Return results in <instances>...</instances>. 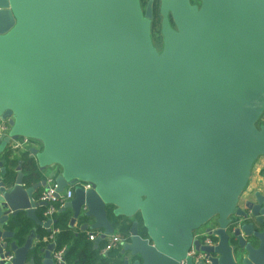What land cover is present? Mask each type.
I'll list each match as a JSON object with an SVG mask.
<instances>
[{
  "label": "water",
  "instance_id": "95a60500",
  "mask_svg": "<svg viewBox=\"0 0 264 264\" xmlns=\"http://www.w3.org/2000/svg\"><path fill=\"white\" fill-rule=\"evenodd\" d=\"M200 1L0 0V157L27 136L44 144L30 149L41 170L62 167L49 174L57 195L90 182L59 212L94 218L95 249L115 231L109 205L140 213L146 234L131 223L118 264H264V192L240 201L264 154V0ZM155 2L162 55L150 38ZM16 170L9 186L0 175V264H55L54 244L33 242L51 229L35 214L46 180L25 188ZM21 215L35 227L20 246L6 225L21 228ZM213 218L215 244L193 241Z\"/></svg>",
  "mask_w": 264,
  "mask_h": 264
},
{
  "label": "crops",
  "instance_id": "0c3cea01",
  "mask_svg": "<svg viewBox=\"0 0 264 264\" xmlns=\"http://www.w3.org/2000/svg\"><path fill=\"white\" fill-rule=\"evenodd\" d=\"M190 2L192 4H196L198 6H200L201 4V1L200 0H190ZM262 121V122H261ZM3 122H7V121H2L0 120V124H2ZM260 122L261 124L264 123V112L263 114L261 115V119H260ZM31 148H36L40 151L43 150L44 148V144L42 141L40 140H35V142H33L29 148V150ZM7 149H10V157L9 159L12 160L13 158H19L20 157V154L23 153L24 151L22 150H18L17 148L13 147V146H10L8 145L6 147V151ZM6 151L3 153V155L0 157L1 159H4L5 160V163L4 165L6 166V172L3 174V173H0L1 177L4 178V180L6 181V184L9 186V185H12L16 176H17V170H16V167L18 166H14V167H11L8 162H7V159L5 158L6 156ZM27 152V151H26ZM32 155V152H29V156ZM34 158V157H33ZM21 166V164H20ZM41 170V169H40ZM21 171L23 172L22 168H21ZM43 172V177L40 181L42 180H46L49 178V174L51 172H55V175H59L61 174L62 172V167L59 166V165H56L55 167H46L44 170H41ZM9 172V173H8ZM9 174V176H8ZM23 174H25L23 172ZM54 179V178H53ZM39 181V182H40ZM23 183L25 184L24 182V176H23ZM35 184V183H34ZM25 188L28 187V185H24ZM45 187H42V188H39L36 192V196H38V199H39V196L40 194L44 191ZM65 190V189H64ZM63 190V191H64ZM263 191L264 192V154H261L259 155L257 158H255V160L253 161L252 165H251V169H250V174H249V177H248V180H247V183L241 193V198H240V201L243 202L244 200H247L251 197H253L254 193L256 191ZM65 204V203H64ZM63 204V206H64ZM63 206H60L58 208V214L60 213H64L66 214L67 218H68V225H69V228L71 229L72 232L74 233H78V232H85L86 236L88 237L89 239V235L90 233L94 232L96 234V237L94 240H92L93 242L100 236V234L103 232L102 229H93L91 228L90 226L94 223V218L91 217V216H83V214L79 215V217L74 221L72 222V218H73V210L72 209H66L65 211H62V212H59V210L61 209V207ZM46 208V207H45ZM45 208L44 207H38L36 208V211H35V214L38 216V217H41L40 214L41 212H43L44 214V211H45ZM117 216V215H116ZM123 216V215H121ZM44 217V216H43ZM126 217V216H125ZM19 218L22 219V221H25L27 222V224H29L28 226V229L24 231V233H20V227L18 225H6V229L8 230H11L14 232V240H17L19 245H23L25 242H26V236L29 234V232L33 229V227H35V223L33 220L31 219H28L25 217V215H21L19 216ZM42 218V217H41ZM130 219H132L133 221H137L134 219V217H128ZM13 220V218H12ZM24 222V223H25ZM111 222V221H110ZM138 222V221H137ZM13 223V222H12ZM88 224L89 225V228L87 229H84L82 228V226L84 224ZM72 224V225H71ZM216 225V221H215V218L211 219L209 222H207L204 226H202L201 228H199V234H202V233H205L206 232V229L208 227H212ZM54 226L55 223H54ZM53 225L51 224V229H52ZM115 231L113 233H110L108 235H106V238L103 239V240H106V243L108 242V239H109V235L111 234H117V235H121L118 231V228L115 227ZM138 228H139V222H138ZM50 229V231H51ZM50 231L48 232L47 229H42V228H38V230L35 232V235H40L41 237V241H37L35 238L33 240L34 244L36 246H39V248L41 247H48V246H51V243L48 239L49 235H50ZM99 233V234H98ZM12 240V239H11ZM22 240V241H20ZM90 240V239H89ZM102 240V241H103ZM10 241V240H9ZM101 241V242H102ZM100 242V243H101ZM99 243V244H100ZM95 245V243H93ZM99 247V245H98ZM105 247V246H104ZM103 247V248H104ZM55 249V246L53 245V250ZM115 249V248H114ZM120 249L121 247H118L117 248V254H119L120 252ZM52 250V252H53ZM40 253V252H39ZM100 255L104 256L103 254H101V251H100ZM43 259V254L40 253V256L38 257V263H41Z\"/></svg>",
  "mask_w": 264,
  "mask_h": 264
},
{
  "label": "trees",
  "instance_id": "16d2710c",
  "mask_svg": "<svg viewBox=\"0 0 264 264\" xmlns=\"http://www.w3.org/2000/svg\"><path fill=\"white\" fill-rule=\"evenodd\" d=\"M143 2L147 0H142ZM159 21L154 17L152 22V27L154 30L159 31ZM5 158L11 167L21 164V168L24 174L25 185L31 186L34 183L39 182L43 177V172L40 170L38 163L35 158L29 156V152H23L20 154L19 158L9 159L10 149H7ZM9 173V172H8ZM9 176V174H8ZM60 206V203H56ZM114 206L109 205L107 208L108 219L111 221L113 226L118 228L119 233L122 238L127 239L130 236L128 228L133 222L132 219L125 216H116L113 212ZM40 216L43 218V212ZM134 219L139 222V232L141 235L146 234V230L143 226L142 218L140 213L134 216ZM55 225L60 228V232L56 236V247L55 249H60L65 247V261L67 264H118L117 259V248L110 250L106 255H100V251L106 245V240H103L97 249L94 248V242L89 240L85 232L74 233L71 231L68 225V218L66 214H56L55 215ZM22 221V220H21ZM21 222L20 233H24L28 229L29 224L27 222ZM13 225H17L14 222ZM22 241V240H20Z\"/></svg>",
  "mask_w": 264,
  "mask_h": 264
},
{
  "label": "built area",
  "instance_id": "2783aa9c",
  "mask_svg": "<svg viewBox=\"0 0 264 264\" xmlns=\"http://www.w3.org/2000/svg\"><path fill=\"white\" fill-rule=\"evenodd\" d=\"M9 131V125L7 122H3L0 124V139L6 135ZM35 139L27 137V136H21L19 139L12 140V146L17 148L18 150H22L24 152H30L29 148L31 144L33 143ZM47 185L44 191L40 194L39 200L45 201L47 203V206L45 208L43 219H51L52 220V229L50 231V235L48 237L49 241L54 244L56 247V236L60 232V228L57 226H54L53 220L55 219V215L58 213V208L60 206H63V204L72 199L75 195V188L80 187L84 190H88L92 188V184L87 181L78 180L74 186H68L65 188L64 191L60 192L59 195L56 194V187L57 184L54 181L53 178H48L46 181ZM60 203V206H57L56 203ZM99 234V233H98ZM96 237V234L94 232L90 233L89 239L94 240ZM199 237L202 238L204 244L213 245L216 242V238L213 235H208L207 233L199 234V229L194 232L193 241L199 239ZM125 239L122 238V236L117 234H111L109 235L108 242L106 243L105 247L101 250V254L106 255L110 250L114 248L121 247L122 242ZM65 247H62L60 249H54L52 252V257L55 262V264H67L64 258L65 255ZM187 256L191 257L194 262L198 263L200 258H204L205 255L203 253H200L193 242L189 252L187 253ZM179 264H186V259H183L179 262ZM204 264H210L209 259H205Z\"/></svg>",
  "mask_w": 264,
  "mask_h": 264
},
{
  "label": "rangeland",
  "instance_id": "374dc122",
  "mask_svg": "<svg viewBox=\"0 0 264 264\" xmlns=\"http://www.w3.org/2000/svg\"><path fill=\"white\" fill-rule=\"evenodd\" d=\"M151 43L154 49L159 55L164 54L165 52V41L162 33H152L150 32ZM262 122V121H261ZM260 120L256 123L258 126L261 124ZM35 142V140L33 141Z\"/></svg>",
  "mask_w": 264,
  "mask_h": 264
},
{
  "label": "flooded vegetation",
  "instance_id": "af4514ba",
  "mask_svg": "<svg viewBox=\"0 0 264 264\" xmlns=\"http://www.w3.org/2000/svg\"><path fill=\"white\" fill-rule=\"evenodd\" d=\"M147 1H148V0H147ZM147 1L143 2V1L141 0V4H142L143 8H145ZM154 17H156V18L158 19V21H159V25H160V26H159V31H158V30H157V31L154 30V28L152 27V22H153V20H152V22H151V32H152V33H161L162 17H161V15L159 14V9H158V3H157V2H155V5H154ZM153 19H154V18H153ZM169 19H170L171 26H172L174 29H176V26H175V24H174L173 21H172L171 15H169Z\"/></svg>",
  "mask_w": 264,
  "mask_h": 264
}]
</instances>
